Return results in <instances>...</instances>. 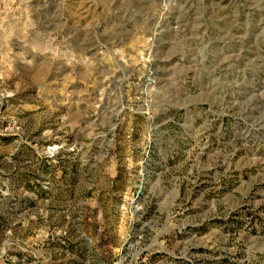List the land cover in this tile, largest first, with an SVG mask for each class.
Masks as SVG:
<instances>
[{
  "label": "rangeland",
  "instance_id": "1",
  "mask_svg": "<svg viewBox=\"0 0 264 264\" xmlns=\"http://www.w3.org/2000/svg\"><path fill=\"white\" fill-rule=\"evenodd\" d=\"M0 264H264V0H0Z\"/></svg>",
  "mask_w": 264,
  "mask_h": 264
}]
</instances>
